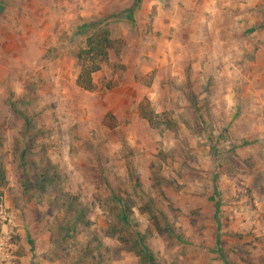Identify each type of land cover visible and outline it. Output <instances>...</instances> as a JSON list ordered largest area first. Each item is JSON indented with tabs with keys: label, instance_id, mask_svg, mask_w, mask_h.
<instances>
[{
	"label": "rangeland",
	"instance_id": "rangeland-1",
	"mask_svg": "<svg viewBox=\"0 0 264 264\" xmlns=\"http://www.w3.org/2000/svg\"><path fill=\"white\" fill-rule=\"evenodd\" d=\"M263 91L264 0H0L9 264H264Z\"/></svg>",
	"mask_w": 264,
	"mask_h": 264
},
{
	"label": "trees",
	"instance_id": "trees-1",
	"mask_svg": "<svg viewBox=\"0 0 264 264\" xmlns=\"http://www.w3.org/2000/svg\"><path fill=\"white\" fill-rule=\"evenodd\" d=\"M83 30H78L77 35H81ZM111 43L107 37V33L101 31L99 34L98 32H93L89 37L86 38V50L82 51L83 58L78 55V60H81L82 66L80 68V72L78 71L75 77V84L76 86L82 88L83 90H89L91 87L90 75L98 70V63L102 62L104 57L106 56V51L110 48ZM97 60V61H94ZM90 69L88 70L86 67L83 68L84 63H88ZM29 123H26V127ZM217 210L213 215L215 222ZM217 223V222H216Z\"/></svg>",
	"mask_w": 264,
	"mask_h": 264
},
{
	"label": "built area",
	"instance_id": "built-area-1",
	"mask_svg": "<svg viewBox=\"0 0 264 264\" xmlns=\"http://www.w3.org/2000/svg\"><path fill=\"white\" fill-rule=\"evenodd\" d=\"M1 246H4V249ZM12 252L10 237L4 234L0 235V264H9Z\"/></svg>",
	"mask_w": 264,
	"mask_h": 264
},
{
	"label": "crops",
	"instance_id": "crops-1",
	"mask_svg": "<svg viewBox=\"0 0 264 264\" xmlns=\"http://www.w3.org/2000/svg\"><path fill=\"white\" fill-rule=\"evenodd\" d=\"M262 99L264 100V91L262 92ZM259 98H260V96L259 95H257ZM258 98V99H259ZM257 101V100H256ZM262 105L264 106V102L262 103ZM264 109V108H263ZM262 121H259L260 123H261V127H260V123H254L255 124V132H257V133H255V139L257 140L259 137H261V138H263L264 137V118L263 119H261ZM238 124H239V122H238ZM242 124H245V123H243L242 122ZM258 125H259V127H258Z\"/></svg>",
	"mask_w": 264,
	"mask_h": 264
}]
</instances>
